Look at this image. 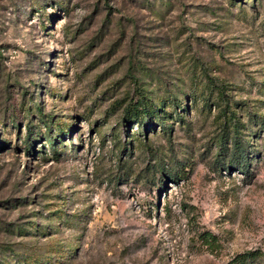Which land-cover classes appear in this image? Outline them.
<instances>
[{
	"label": "rangeland",
	"instance_id": "obj_1",
	"mask_svg": "<svg viewBox=\"0 0 264 264\" xmlns=\"http://www.w3.org/2000/svg\"><path fill=\"white\" fill-rule=\"evenodd\" d=\"M144 97L169 119L128 123ZM251 251L264 264V0H0V264Z\"/></svg>",
	"mask_w": 264,
	"mask_h": 264
},
{
	"label": "trees",
	"instance_id": "obj_2",
	"mask_svg": "<svg viewBox=\"0 0 264 264\" xmlns=\"http://www.w3.org/2000/svg\"><path fill=\"white\" fill-rule=\"evenodd\" d=\"M221 94L224 98L223 92H221ZM145 99L146 98L144 97L143 101H139L137 103V107L135 108V110L132 109V111H130V113L132 112L131 116L126 120L128 123L132 122L134 118V121H139L141 127H144L145 118L160 119L161 122H163V120L169 119L166 110L163 109V107H165L166 100H162L160 104H158L159 102L157 104H154L151 100L146 101ZM173 101L175 105L179 106L177 98H175ZM222 112L226 113L227 110H224ZM230 120V128L234 130L235 134V137L233 138L235 148L233 153H231V151L230 153L233 155L232 157H236V161L239 163L238 165L245 166V163L248 160V154L246 150L247 148L244 146L243 142L236 136V134L240 131L241 124L239 121L235 120V118H230ZM53 141H56L55 138ZM56 253L57 252H55V254ZM261 256L262 253L259 251L247 252L245 254L238 255L234 260V264H250L258 260Z\"/></svg>",
	"mask_w": 264,
	"mask_h": 264
}]
</instances>
